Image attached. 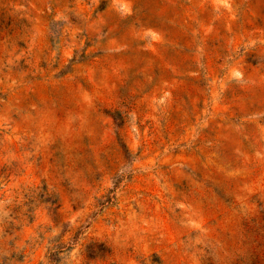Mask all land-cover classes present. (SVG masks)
<instances>
[{
  "label": "rangeland",
  "instance_id": "1",
  "mask_svg": "<svg viewBox=\"0 0 264 264\" xmlns=\"http://www.w3.org/2000/svg\"><path fill=\"white\" fill-rule=\"evenodd\" d=\"M0 264H264V0H0Z\"/></svg>",
  "mask_w": 264,
  "mask_h": 264
}]
</instances>
